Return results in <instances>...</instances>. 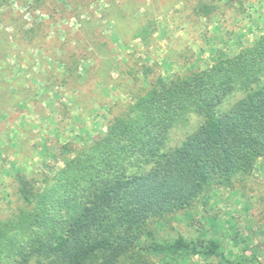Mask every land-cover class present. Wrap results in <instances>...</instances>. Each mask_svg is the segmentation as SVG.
Wrapping results in <instances>:
<instances>
[{"label": "trees", "instance_id": "16d2710c", "mask_svg": "<svg viewBox=\"0 0 264 264\" xmlns=\"http://www.w3.org/2000/svg\"><path fill=\"white\" fill-rule=\"evenodd\" d=\"M204 5L202 14L193 12L206 18L217 9ZM140 9H131L124 22L113 21L122 42L140 38L148 44L154 34L151 19H137ZM81 13L74 16L79 21L74 39L66 41L74 40V47L59 48L52 55L64 64L65 73L44 67L43 77H38L57 91L79 81L86 60H104L107 66L99 68L103 72L111 68L112 49L104 50L108 43L91 25L95 20L92 16L79 20ZM41 25H32L24 39L46 42L47 33L37 30ZM243 45L205 69L186 76L171 74L169 80L153 67L138 68L130 57L133 62L126 63V73L136 82L135 72H141L146 87L139 85L129 103H121L117 114L105 118L104 131L66 157L53 174L43 175L39 186L25 175L19 178L17 192L23 207L0 220V264L2 259L11 264H181L193 256L254 264L255 252L232 262L224 259L216 239L178 237L161 244L150 228L152 222L190 207L207 189L243 182L264 157V34ZM174 58L180 62L182 52L175 51ZM25 85L30 87L23 89L27 97L33 87L29 80ZM236 90L248 92L220 110ZM5 93L0 94L1 112L10 102H16L13 107L23 102L20 96L10 98ZM106 106L110 115L112 106ZM190 115L200 117L202 123L177 146L168 147L170 129L185 127ZM143 237L151 242L141 243ZM145 255L160 259L147 261Z\"/></svg>", "mask_w": 264, "mask_h": 264}, {"label": "rangeland", "instance_id": "374dc122", "mask_svg": "<svg viewBox=\"0 0 264 264\" xmlns=\"http://www.w3.org/2000/svg\"><path fill=\"white\" fill-rule=\"evenodd\" d=\"M204 4L217 8L206 18L193 12L197 9L202 14ZM135 7L141 8L137 19H151L154 23L155 32L143 47L132 40L127 44L118 39L120 32L113 24L128 20V12ZM80 12L79 20H95L91 25L98 27L102 42L108 43L104 50L112 49L108 59L111 68L106 72L99 70L101 65L107 66L104 60L82 63L80 78L86 81L81 84L83 96L75 100L87 108L81 114L77 111L80 119L73 121L72 92L81 86L76 82L66 86L67 90L61 86L57 91L38 77L43 75L44 67L65 73L64 64L52 55L59 48L68 51L74 47V40L67 44L66 41L74 39L79 27L74 16ZM40 23L42 27L37 30L47 33V41H26L23 33ZM262 34L264 0H0V94L5 91L10 98L18 95L24 101L14 107L16 102H10L5 111L0 110V220L23 207L17 192L20 177L25 175L26 180L39 186L43 175L53 174L63 166L66 157L90 145L91 139L104 131L105 118L117 114L121 103H129L139 85L141 89L146 87L141 72H135L136 82L126 73V63L133 62L130 57L138 68L153 67L157 75L169 80L171 74L186 76L192 70L205 69L220 55L236 53L243 44L252 43ZM175 51L182 52V58L176 61V71L171 73L168 62ZM28 80L33 89L26 97L23 89H30L25 85ZM247 92L236 90L220 110H227ZM97 98L104 103L102 106ZM106 103L112 106L110 115ZM201 123L200 117L190 115L185 127L170 129L168 147L177 146ZM150 228L161 244L178 237L216 239L222 245L224 259L235 262L242 255L251 257L255 252L254 264H264V157L256 161L252 174L243 182L231 188L207 189L190 207L152 222ZM150 242L147 237L141 239L143 244ZM143 259L156 262L160 256L145 255ZM189 259L181 264H226L215 257Z\"/></svg>", "mask_w": 264, "mask_h": 264}, {"label": "crops", "instance_id": "0c3cea01", "mask_svg": "<svg viewBox=\"0 0 264 264\" xmlns=\"http://www.w3.org/2000/svg\"><path fill=\"white\" fill-rule=\"evenodd\" d=\"M133 41H135V42H137V43H139L140 45H142V47H143V45H145V43L140 39V38H135ZM143 49V48H142ZM233 54H234V52H233ZM173 55H174V53H173ZM169 63V65H170V67H171V73H174L175 71H176V60L174 59V56L172 57V60L170 61V62H168ZM86 81V80H85ZM84 81V78H80V80L77 82V85L78 86H81V84L82 83H84L85 82ZM72 86V85H71ZM68 87V86H67ZM66 87V88H67ZM65 88V87H64ZM65 88V89H66ZM82 88H83V86H81L80 88H79V90H74L73 92H72V96H73V98L74 99H72L71 101H72V105H71V108H70V117H72V120L73 121H78L79 119H80V116H79V114H81V112H84L85 111V108H87V107H85L83 104H82V102L81 103H78V101L77 100H75V99H78V97H81V96H83V91H82ZM67 90V89H66ZM94 99V98H93ZM96 100H98V101H96L98 104H100V99H96ZM24 102V101H23ZM27 102H31V100H29V101H27ZM50 104V103H49ZM73 108V109H72ZM65 109V108H64ZM64 111V113H66V116H67V111L66 110H63ZM77 111H80V113L78 114L77 113ZM2 168V167H1ZM0 168V169H1Z\"/></svg>", "mask_w": 264, "mask_h": 264}]
</instances>
